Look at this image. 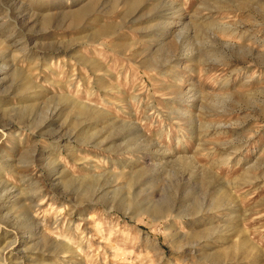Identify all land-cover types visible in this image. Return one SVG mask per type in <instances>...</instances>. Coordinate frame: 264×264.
<instances>
[{"label": "rangeland", "instance_id": "obj_1", "mask_svg": "<svg viewBox=\"0 0 264 264\" xmlns=\"http://www.w3.org/2000/svg\"><path fill=\"white\" fill-rule=\"evenodd\" d=\"M8 254L264 264V0H0Z\"/></svg>", "mask_w": 264, "mask_h": 264}, {"label": "bare ground", "instance_id": "obj_2", "mask_svg": "<svg viewBox=\"0 0 264 264\" xmlns=\"http://www.w3.org/2000/svg\"><path fill=\"white\" fill-rule=\"evenodd\" d=\"M159 209H161V208H159L158 206H155L154 207V212L158 213L159 212ZM61 243L62 244H60L61 246H59V248H61L60 253L63 254V256H61L62 263H66L67 261H70L69 257L70 258H76V257H78V254L69 245V243H67V242H61ZM6 258H7L8 262H14V264H21V262L18 261V259L16 257H14L13 254H8V256ZM2 261H5V258H1L0 262H2Z\"/></svg>", "mask_w": 264, "mask_h": 264}]
</instances>
